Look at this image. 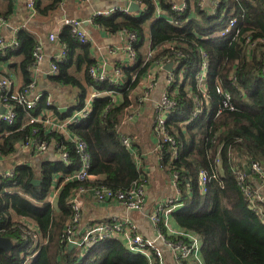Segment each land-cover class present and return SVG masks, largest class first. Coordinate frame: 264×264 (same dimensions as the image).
<instances>
[{"label":"trees","instance_id":"16d2710c","mask_svg":"<svg viewBox=\"0 0 264 264\" xmlns=\"http://www.w3.org/2000/svg\"><path fill=\"white\" fill-rule=\"evenodd\" d=\"M64 1L46 0L43 4V0H35L36 13L47 17ZM134 1L139 11L143 7L137 15L117 11L93 21L111 34L136 36L131 43L135 62L130 67L120 66V84L95 82L89 74L96 66L91 45L79 44L69 28L63 27L57 40L66 47L67 54L64 60L54 62L57 72L50 81L77 89V105L59 113L46 105L44 93L32 110L10 102L15 114L12 124L0 121V158L9 159L19 146L33 138L54 142L55 153L65 152L68 156L67 164L55 159L41 162L38 168L17 165L13 178L0 179V237L13 242L9 253L0 252V264H148L144 256L130 253L118 240L96 245L80 259L78 251H69L60 239L73 216L67 204L71 192L97 186L125 192L142 177L141 167L122 145L118 129L137 102L136 88L160 60L176 66L167 92L174 106L165 126L174 145L158 140L160 166L177 178L180 192L181 207L172 211L169 219L178 230L189 232L200 241L203 264H264V224L249 209V200L242 190L244 184L256 188L253 180L258 181L255 175L245 174L244 165L257 164L264 171V0H212V9L202 7V0H186V9L180 13L172 11L170 0ZM157 9L163 12L158 17ZM5 16L0 9V19ZM233 18L235 25L222 34ZM147 24L149 58L141 51ZM15 41V48L7 51L0 62L10 57L22 58L14 65L22 76L23 85L18 89L21 91L32 81L33 52L38 43L26 29L16 32ZM203 63L205 95L196 83ZM2 76L12 81L10 76ZM88 89L99 96L92 99L90 114L69 129L87 146L90 178L64 182V175L78 167L74 144L38 124H29L27 113L36 115L50 109L64 119L83 107ZM106 93L119 94L121 102ZM227 96L232 109L222 108L217 114L219 104ZM199 169L210 177L203 193L198 183ZM238 172L244 176L242 182ZM34 180L39 181L37 185ZM54 188L58 194L51 205L47 198ZM26 222L36 226L40 235L37 244H32ZM159 229L167 235L162 224Z\"/></svg>","mask_w":264,"mask_h":264},{"label":"built area","instance_id":"2783aa9c","mask_svg":"<svg viewBox=\"0 0 264 264\" xmlns=\"http://www.w3.org/2000/svg\"><path fill=\"white\" fill-rule=\"evenodd\" d=\"M111 1L122 3L123 7H120L117 10L118 12L124 14L130 13L128 11V6L130 3H135L136 5H138V3L134 0ZM35 3V0L25 1L26 9L29 11V18H33L37 15L35 10ZM200 4L203 7V1H201ZM171 9L176 13H180L186 9L185 2L180 5H172ZM114 11L115 9L96 12L88 20H86V23L94 24L93 21L95 17L108 16ZM3 23L4 19H0V29ZM235 23L236 19H231L228 23L227 29L222 32V34L227 33L235 25ZM63 26L69 28L71 37L79 44H94L91 37H89L84 31L82 21L74 18H65L63 20ZM127 35V41L123 45L122 51H124L129 58V62L125 66L130 67L135 62V53L133 52L131 43L136 41V36L134 34ZM48 40L51 43L56 44V46L58 47L57 53L53 56L48 72L50 75H54L57 72V67L54 62L64 60L67 54V49L62 43L57 40V36L55 34H49ZM16 45L17 44L15 40L10 43H6L0 36V58H5L7 51L13 50ZM150 56V51H148L146 57L149 58ZM42 57V45L38 43L33 52L34 66L31 69V74L37 68V65L41 62ZM166 64H169V62L166 60H160L153 66L159 71L165 72L166 77L164 83V91L156 108V115L152 124V132L158 143V140L161 139V141L164 143L174 145L172 139L168 136L165 130V126L174 106V103L169 100L167 92L171 88V83L174 81L173 71L175 70L176 66L171 63L172 67L170 71H166ZM204 66L205 64L203 63V66L201 67L197 75L196 83L199 91L205 95L206 88L205 85H203V79L205 78ZM150 73L151 72H149L146 76V85L152 86L156 82V79ZM89 74L97 83L109 82L110 84L118 85L120 84L122 79L120 67L114 69L111 73H105L100 69L99 66H95L89 70ZM182 74V72L178 74L179 79L182 78ZM141 83L143 84L142 81L140 82V84ZM217 91L218 93H220L219 89H217ZM111 94L114 93H106V95L109 96H111ZM97 96H99V94L95 93L91 97L85 99L84 105L80 110L72 112L64 119L56 116L50 109H43L36 115L27 113L29 124H38L42 127L43 130L47 131L48 133H58L63 136L64 139L74 144V152L79 159L78 167L68 175H64V182H83L90 178V175L88 174V170L90 168V156L87 152V146L77 136L73 135L70 132L69 128L80 123L90 114L91 101L94 97ZM38 99L39 96L35 93V82L33 78L27 88L18 91L14 90L13 83L10 79L0 75V103L5 110L4 114L0 116V121L12 124L15 114L13 112V106L10 104V102H16L20 104L28 111L34 109ZM141 99H146V95H143ZM46 105L48 107H52V102H50V99L46 100ZM222 108L232 109L229 96L225 97L219 104V111H217V114L220 113ZM121 143L135 158L137 167H141V160L139 159L135 150L132 148L131 139L128 137H121ZM19 148L32 150V152L36 155L51 152L56 156V159L62 161L64 164L68 163L67 153H55L56 144L52 141L50 143H46L39 141L37 138H33L29 142H26L25 144L19 146L18 149ZM159 148L160 147L158 146V157L160 160ZM249 170L252 175H255L258 178V182H260L261 185H264V171L262 170V168L257 164H252L251 166H249ZM13 175L14 169H9L0 173V179L10 180L11 178H13ZM198 176L200 192L203 193L205 188L204 186L210 180V177L203 169H199ZM237 176L240 182L244 180L242 172H238ZM57 180L58 178L55 179V182ZM147 185L148 181L146 179L145 173H143L142 177L139 178V180L125 192L113 191L104 186H97L88 190L81 187L71 192L70 196L68 197L67 204L72 211L73 216L71 220L66 223L63 229L60 244H62L65 248H67L69 244H72L73 249L78 251L79 258L82 259L89 252L90 248L109 240H118L130 253L144 256L147 259L148 264H166L163 258V251L158 247V244H160L161 246H163V248L173 254L174 261L172 264H203L199 252L200 241L189 232L187 233L186 231L178 229L173 230L169 224L170 213L175 209L181 207L180 202L178 203L180 192L178 189L177 178L175 176L171 177L172 191L170 195L159 201V203L149 216L150 222L157 232L154 241L143 238L138 233L135 224L130 220H122L120 222L89 221L85 222L83 225L81 224L83 199L86 195H91V197L95 201L101 204L113 202L119 205L121 208H124L126 211L139 212L142 211L144 207ZM242 190L249 200V209L255 211L260 216L261 222L264 224V198L263 196H261L259 189H253L249 184H244L242 186ZM189 192L190 187L187 185V193L189 194ZM57 194L58 189L54 188L47 198L49 204H54ZM160 224L164 226L167 232L166 236L159 229ZM25 225L29 228L28 234L30 235L32 244H37L40 235L37 231L36 226L30 222H26Z\"/></svg>","mask_w":264,"mask_h":264},{"label":"crops","instance_id":"0c3cea01","mask_svg":"<svg viewBox=\"0 0 264 264\" xmlns=\"http://www.w3.org/2000/svg\"><path fill=\"white\" fill-rule=\"evenodd\" d=\"M26 0H0V9L6 16L4 23L0 29V36L4 42L10 43L15 40L16 32L19 29H26L31 32L36 38L37 42L42 45V60L37 65V68L32 72L31 77L35 82V93L39 96L46 93L47 99L52 102V107L58 109L59 113H66L69 109L77 105V89L58 86L50 81L51 75L48 73L53 56L57 53V46L48 40L49 34L58 36L63 26L65 18H74L83 22V29L92 42V59H94L96 66H99L105 73H111L114 69L125 66L129 62L128 56L122 51V47L127 41L126 33L111 34L104 31L95 24H87L88 20L93 14L101 11H108L123 7L122 3L112 2L111 0H90L89 2H82L80 0H65L62 7L57 9L47 17L36 15L29 18V11L26 9ZM203 6L206 9H212V0H202ZM172 5H180L186 0H170ZM46 0H43V4ZM9 5L11 10L9 11ZM143 10L140 7L139 12L129 13L137 15ZM163 12L157 9L156 17ZM150 24L145 28V40L141 48L143 55H147L150 47ZM121 49V50H119ZM22 60L21 57H10L6 62H0V75L10 76L12 79L14 90H18L23 85L22 76L17 68L14 67ZM74 73V70L71 69ZM156 82L154 85H146V77L142 80L143 84L135 90L137 95V102L133 104V110L126 116L118 131L121 137H128L131 139L132 148L137 153L141 160V168L145 173L148 181L146 189V198L142 211L129 212L121 208L116 203H98L91 195H86L83 199L82 220L81 224L89 221L101 222H120L122 220L132 221L138 233L145 239L154 241L156 238V230L150 222L149 216L162 199L170 195L172 188L170 186L171 177L165 169L160 166L158 157V142L152 133V124L156 115V108L159 104L161 95L164 91V83L166 73L161 72L155 67L150 71ZM83 78V75H80ZM123 79H121L122 82ZM82 84L85 85L84 80ZM147 89V90H146ZM95 92L88 89L86 99L91 97ZM146 95V99L141 97ZM111 97L117 103L121 102L119 94H111ZM140 97V99H139ZM4 108L0 103V112ZM63 111V112H60ZM76 110H73L74 112ZM5 112V110H4ZM3 112V114H4ZM71 112V113H72ZM70 113V114H71ZM55 114V113H54ZM2 114H0L1 116ZM56 115V114H55ZM57 116V115H56ZM59 117V116H58ZM56 156L47 152L45 154H32L29 149L19 148L14 155L7 158H0V173L9 169H14L20 164L33 165L38 168L43 161L55 160ZM251 175V172H250ZM256 188L259 189L261 196L264 198V185L253 180ZM173 230H177L176 224L173 220L169 221ZM158 247L163 251V258L166 264H172L174 256L168 250L163 248L160 244Z\"/></svg>","mask_w":264,"mask_h":264},{"label":"water","instance_id":"95a60500","mask_svg":"<svg viewBox=\"0 0 264 264\" xmlns=\"http://www.w3.org/2000/svg\"><path fill=\"white\" fill-rule=\"evenodd\" d=\"M128 11L130 13L138 12L139 11V7L135 3H130L129 6H128ZM171 67H172V64L171 63L166 64L165 65V70L166 71H170ZM2 109H3V111H1L0 114H3V112H4V108H2ZM60 112H63V111H60ZM243 167H244L245 173L247 175H250L249 167L246 166V165H244ZM38 182L39 181L34 180L33 181V184L34 185H37ZM12 248H13V242H12L11 239L5 238V237H0V252L9 253L12 250ZM67 249L69 251L72 250L73 249V245L72 244H69L68 247H67Z\"/></svg>","mask_w":264,"mask_h":264},{"label":"rangeland","instance_id":"374dc122","mask_svg":"<svg viewBox=\"0 0 264 264\" xmlns=\"http://www.w3.org/2000/svg\"><path fill=\"white\" fill-rule=\"evenodd\" d=\"M154 121V120H153ZM170 186H171V183H170ZM26 264H28V263H26Z\"/></svg>","mask_w":264,"mask_h":264}]
</instances>
